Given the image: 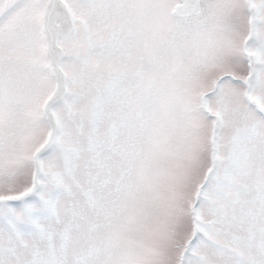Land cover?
Masks as SVG:
<instances>
[{
  "label": "snow or ice",
  "instance_id": "snow-or-ice-1",
  "mask_svg": "<svg viewBox=\"0 0 264 264\" xmlns=\"http://www.w3.org/2000/svg\"><path fill=\"white\" fill-rule=\"evenodd\" d=\"M0 264H264V0H0Z\"/></svg>",
  "mask_w": 264,
  "mask_h": 264
}]
</instances>
